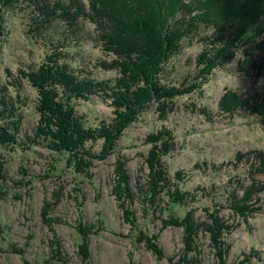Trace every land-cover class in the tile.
I'll return each mask as SVG.
<instances>
[{"label": "rangeland", "instance_id": "374dc122", "mask_svg": "<svg viewBox=\"0 0 264 264\" xmlns=\"http://www.w3.org/2000/svg\"><path fill=\"white\" fill-rule=\"evenodd\" d=\"M4 14L0 134L10 139L0 135V264H84L82 228L88 264H264V116L243 109L245 101L264 109V47L241 51L193 94L152 99L125 124L105 90L130 82L127 47L88 44L80 55L98 99L77 104L75 160L39 111L43 46L28 39L22 8ZM83 32L96 38L90 24ZM183 45L165 67L179 82L195 76L202 51ZM100 62L109 70L92 65Z\"/></svg>", "mask_w": 264, "mask_h": 264}, {"label": "trees", "instance_id": "16d2710c", "mask_svg": "<svg viewBox=\"0 0 264 264\" xmlns=\"http://www.w3.org/2000/svg\"><path fill=\"white\" fill-rule=\"evenodd\" d=\"M8 8L23 9L28 39L35 46H43L40 79L35 82L42 99L39 111L63 152L73 154L75 160L76 150L82 146L76 139L77 104L97 98L92 92L97 83L94 72L89 60L80 55L88 44L98 43L105 53L127 47L122 54L130 69V82H112L111 91L105 90L125 124L137 120L152 99L193 94L210 82L219 66L233 63L241 51L253 56V50L264 47V0H88V5L84 0H0L3 28L7 25L4 10ZM89 24L96 38L84 34ZM125 39L127 45H123ZM135 39L143 41L140 50L131 48ZM186 41L199 43L202 51L195 76L179 82L168 78L165 67L182 55ZM92 65L109 70L104 62ZM243 109L264 116V109L250 106L249 101L244 102ZM0 135L10 139L5 131ZM169 138L171 133L166 131L162 139L165 147ZM3 178L0 164V181ZM171 222L184 225L179 219ZM80 233L84 241L81 255L88 264V232L82 228ZM150 246L157 256L162 255L158 246L151 242Z\"/></svg>", "mask_w": 264, "mask_h": 264}, {"label": "water", "instance_id": "95a60500", "mask_svg": "<svg viewBox=\"0 0 264 264\" xmlns=\"http://www.w3.org/2000/svg\"><path fill=\"white\" fill-rule=\"evenodd\" d=\"M263 122H264V119H263Z\"/></svg>", "mask_w": 264, "mask_h": 264}]
</instances>
